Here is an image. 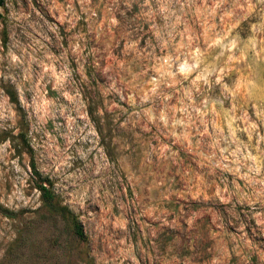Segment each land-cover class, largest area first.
<instances>
[{"label":"rangeland","instance_id":"obj_1","mask_svg":"<svg viewBox=\"0 0 264 264\" xmlns=\"http://www.w3.org/2000/svg\"><path fill=\"white\" fill-rule=\"evenodd\" d=\"M0 264H264V0H3Z\"/></svg>","mask_w":264,"mask_h":264},{"label":"trees","instance_id":"obj_2","mask_svg":"<svg viewBox=\"0 0 264 264\" xmlns=\"http://www.w3.org/2000/svg\"><path fill=\"white\" fill-rule=\"evenodd\" d=\"M3 0L0 1V6L2 5ZM6 92L8 94V96L10 97V100L13 103H18V97L16 94V91L14 90V88L12 87H8L6 89ZM33 169L36 170L35 165L33 164ZM38 190L40 191V195H41V201L44 205V207L46 208V210L51 213L54 216H58L63 220H68L71 221V224L73 226L74 232L78 235V236H82L83 235V231L82 228L80 227V225L76 222L74 216L72 215L71 211L69 210L68 207L62 205L59 202L58 196L55 194V192L53 191L51 185H47L46 183H41L38 185Z\"/></svg>","mask_w":264,"mask_h":264},{"label":"water","instance_id":"obj_3","mask_svg":"<svg viewBox=\"0 0 264 264\" xmlns=\"http://www.w3.org/2000/svg\"><path fill=\"white\" fill-rule=\"evenodd\" d=\"M1 1V0H0ZM0 8H1V6H0Z\"/></svg>","mask_w":264,"mask_h":264}]
</instances>
